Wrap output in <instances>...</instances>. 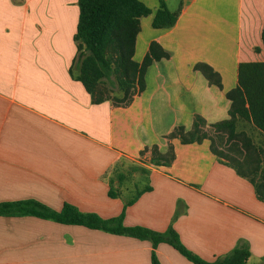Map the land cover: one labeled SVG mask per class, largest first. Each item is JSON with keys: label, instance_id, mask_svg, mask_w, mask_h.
<instances>
[{"label": "crops", "instance_id": "crops-1", "mask_svg": "<svg viewBox=\"0 0 264 264\" xmlns=\"http://www.w3.org/2000/svg\"><path fill=\"white\" fill-rule=\"evenodd\" d=\"M140 1L151 13L140 18L133 59L141 62L152 41L170 56L147 67L143 91L114 105L92 103L70 75L77 0H0V202L35 199L56 211L68 203L102 218L123 212L127 226H171L205 260L245 241L249 262L264 264V202L250 182L208 139L165 137L177 125L190 129L194 114L207 124L228 118L225 92L236 86L238 64L264 58V0ZM161 1L178 11L169 28L151 25ZM198 62L218 72L222 88L194 69ZM169 143L171 163H152V146L164 154ZM130 163L139 182L123 174ZM109 170L124 175L113 182L115 197ZM152 251L160 264H193L164 242L153 248L125 234L0 215V264H151Z\"/></svg>", "mask_w": 264, "mask_h": 264}, {"label": "trees", "instance_id": "trees-1", "mask_svg": "<svg viewBox=\"0 0 264 264\" xmlns=\"http://www.w3.org/2000/svg\"><path fill=\"white\" fill-rule=\"evenodd\" d=\"M78 19L73 41L76 53L70 66V75L79 80L91 97L92 103L110 101L114 105H127L134 95L145 87L144 74L147 67L170 53L157 42L152 41L141 62L133 59L135 39L140 29V18L151 13L140 0H77ZM178 11H170L161 1L156 9L151 25L154 28H169L174 25ZM264 56V24L260 32ZM194 69L199 70L210 84L222 88L221 79L215 70L206 63L198 62ZM230 101L228 118L207 124L198 114H194L190 129L175 126L165 137L177 138L181 143H200L208 139L211 152L223 163L229 165L241 177L252 185L258 200L264 202V165L256 158L253 164L252 153L255 150L252 139L245 132H238V122L245 121L264 136V58L257 61L240 62L237 67V83L225 92ZM208 128L212 129L211 135ZM217 138L223 145L238 146L233 140L240 141L239 149H234L240 157L231 156L214 144ZM233 146H235L233 148ZM174 152L169 143L162 154L156 145L151 148V162L169 165ZM109 177L108 196L115 197L117 192L113 182H121L122 173L114 172ZM112 185V186H111ZM148 189V188H147ZM139 192H137V196ZM137 196L125 204H131ZM0 215H32L64 224L82 225L92 229H101L114 234L148 239L153 248L161 242L171 245L193 264H251L250 250L245 241H239L227 253L205 260L187 249L180 241L175 230L168 226L164 231L122 222L123 212L117 217L102 218L95 213L82 212L71 204L64 203L59 211L53 210L35 199H22L0 202ZM151 264H160L154 251Z\"/></svg>", "mask_w": 264, "mask_h": 264}, {"label": "rangeland", "instance_id": "rangeland-1", "mask_svg": "<svg viewBox=\"0 0 264 264\" xmlns=\"http://www.w3.org/2000/svg\"><path fill=\"white\" fill-rule=\"evenodd\" d=\"M209 132L211 135L215 136L214 133H212V129L208 128ZM237 131L240 132H245L253 141V144L255 146V150L252 153V163L255 164L256 163V158H258L259 160L262 161V164L260 163L261 166L264 165V140H261V136L257 133L258 131L249 123H246L245 121H239L238 125H237ZM258 134V135H257ZM261 134V133H260ZM215 138V137H214ZM236 141V142H235ZM233 142H235L236 144H238L237 147L233 146V148L235 147L236 149H239L240 146V141L237 140H233ZM214 144L217 146V148L221 149L222 151L226 152L227 154L231 155V156H235L237 158L240 157V155L234 150L231 149L232 144L230 143H226L225 145H223L217 138H215V142ZM137 167H135L132 163H130L128 170L126 167L121 169L123 170V174L125 176H128L129 179L131 180H135L138 181L139 177L142 176V173L136 169ZM109 177H115V173L110 172L109 170ZM139 182V181H138ZM142 183H144L143 181L140 183H138V187L142 185Z\"/></svg>", "mask_w": 264, "mask_h": 264}]
</instances>
